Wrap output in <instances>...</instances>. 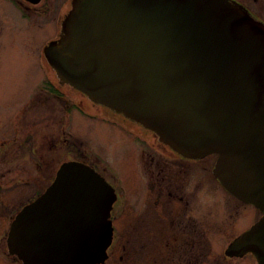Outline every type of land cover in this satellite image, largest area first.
<instances>
[{
    "label": "water",
    "instance_id": "water-1",
    "mask_svg": "<svg viewBox=\"0 0 264 264\" xmlns=\"http://www.w3.org/2000/svg\"><path fill=\"white\" fill-rule=\"evenodd\" d=\"M37 4L40 0H26ZM43 55L57 78L152 131L179 154H216L212 174L264 210V24L231 0H70ZM116 200L90 166L66 161L12 219L22 264H103ZM264 264V215L225 248Z\"/></svg>",
    "mask_w": 264,
    "mask_h": 264
},
{
    "label": "rangeland",
    "instance_id": "rangeland-1",
    "mask_svg": "<svg viewBox=\"0 0 264 264\" xmlns=\"http://www.w3.org/2000/svg\"><path fill=\"white\" fill-rule=\"evenodd\" d=\"M248 3L260 13L264 21V0L259 3L251 0ZM34 6L39 7V10L41 7L39 12L42 11V15L31 14L32 16L26 19L20 15L15 5L9 4L8 0H0V127L9 123L13 111L16 115L19 114L29 101L31 83L39 77L36 66L39 65V60H45L42 48L47 42L58 37L60 22L70 9V0H41ZM48 70L50 77H55L49 66ZM28 111H25L22 120L18 119V125L20 123L24 126L30 115ZM117 116L129 128H124L118 118L104 112L96 117H89L71 111L66 118L67 134L96 164L103 166L113 175L108 177L115 182L120 193V203L113 213L115 240L108 250L109 258L104 264H126L121 242L126 225H133L140 220L154 224L152 219L160 220L152 209L142 213L147 208V202L150 205L153 201L149 184L147 188L148 176L135 174L146 173L145 158L138 160L141 155L137 154L136 157L133 154L137 141H140L138 135H142V132L136 129V122L122 114L120 116L119 113ZM29 121L32 123L31 117ZM130 128L135 130L131 132ZM144 137L146 140V136ZM215 159L216 155L213 154L203 161L208 165L209 173ZM192 172L195 173L194 170ZM185 182L183 195H187L189 200L188 215L198 224V228L192 230V236L201 243L191 245L194 257L196 253L199 255L197 259L193 257V264H248L246 259L225 263L223 251L238 230L253 222L255 208L232 197L213 176H186ZM33 187L29 185L21 190L7 192L0 200L1 205L5 202V206L0 207V239L8 230L9 217L13 214L14 207L31 195ZM122 188H125L126 192ZM201 234L204 236H200ZM166 236L167 232L160 229L154 238L157 242H162ZM3 251L4 247L0 246V264H19L8 258ZM156 263H153L151 257L149 261L130 260L128 264ZM158 263L168 264L166 260Z\"/></svg>",
    "mask_w": 264,
    "mask_h": 264
},
{
    "label": "flooded vegetation",
    "instance_id": "flooded-vegetation-1",
    "mask_svg": "<svg viewBox=\"0 0 264 264\" xmlns=\"http://www.w3.org/2000/svg\"><path fill=\"white\" fill-rule=\"evenodd\" d=\"M8 1L12 6H16L23 18L31 17V14L42 15V11L39 12L41 7L39 10V7H35L26 0ZM231 1L243 6L255 20L264 23L260 13L249 5L248 2L251 0ZM252 1L260 2V0ZM48 66L46 59L39 60V65L36 66L39 77L33 84L31 83L30 90L32 92L29 101L19 114L16 115V112L13 111L9 123L0 127V200L6 196L7 192L21 190L24 186H34L31 195L14 207L13 214L9 217L8 229L16 213L42 194L50 185L62 163L78 161L92 167L113 187L116 193V200L112 204L110 212L113 227L112 243L108 248L110 250L116 235L113 213L120 203V193L115 182L108 177L113 175L107 172L103 166L96 164L93 158L86 151L83 152L72 140L73 138L67 134L66 118L71 111H77L89 117H96L104 112L118 118L124 128L129 127L117 116V113L103 105L92 102L80 91L60 81L54 71L55 77H50ZM26 110H29V118L31 117L32 123L28 118L24 126L20 123L18 125V119L24 118ZM135 126L136 129L141 130L142 135H138L140 141H137V148L134 149L133 154L136 157L137 154L141 155L138 160L143 157L146 162V173L135 174L136 176H148L147 188L149 184L153 192V201L150 205L147 202V208L142 213L152 209L156 212V216L160 217V220L152 219L156 222L152 224L140 216L143 217L144 221L140 220L133 225L125 226L121 242L125 251L123 255L126 264L130 260L149 261L151 257L153 263L157 262L156 264H159L158 262L161 260H166L168 264H193V260L197 259L199 255L196 253L194 257L191 245H200L201 243L192 236V230L197 229L198 224L192 220L191 215H188L190 214L189 200L187 195H183V193H185L186 188V176H214L212 172H208V165L203 163L209 155L202 158L185 157L160 142L152 131L137 123ZM130 130L132 132L135 129L130 128ZM144 136H146V140ZM122 189L126 192L125 188ZM2 205L5 206V202ZM2 205L0 204V207ZM253 207L256 210L253 222L238 230L229 243L264 215V210ZM160 229L165 230L167 236L163 237L162 242H157L154 236ZM7 232L0 239V246L4 247L3 252L8 258L22 264L15 256H10L5 251ZM200 236L203 237L204 235L201 234ZM223 257L225 263L246 259L248 264H256L252 253H246L241 257H226L223 251Z\"/></svg>",
    "mask_w": 264,
    "mask_h": 264
}]
</instances>
